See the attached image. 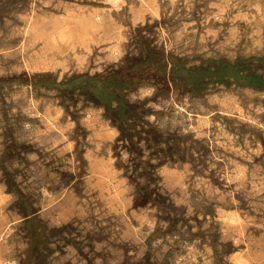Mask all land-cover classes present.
Listing matches in <instances>:
<instances>
[{
  "label": "rangeland",
  "instance_id": "obj_1",
  "mask_svg": "<svg viewBox=\"0 0 264 264\" xmlns=\"http://www.w3.org/2000/svg\"><path fill=\"white\" fill-rule=\"evenodd\" d=\"M70 7L98 18V39L91 49L76 43L64 55L49 52L47 57L65 61L55 68L36 66L43 41H32L29 25L63 16ZM138 36L185 56L188 64L260 56L253 67L264 74V0H23L0 17V76L51 72L62 80L73 73L104 72L135 49ZM156 85L145 81L130 97L161 110L149 120L182 135L186 159H168L158 174L162 190L184 208L181 229L197 234L190 239L168 231L148 238L157 207L134 206L135 185L117 166L130 153L124 148L115 155L119 130L103 107L82 95L70 99L57 87L13 82L0 90V154L5 110L11 122L16 116L11 113L20 112L25 119L17 121L14 134L38 148L22 170L27 178L21 173L17 178L34 191L42 221L59 230L49 243L50 264H234V252L248 255L250 264H264V90L239 85L234 77L211 82L198 95L172 83L155 96ZM0 199V264H23L24 217L1 179ZM66 223L73 240L67 244L58 240L66 238ZM159 224L165 228L167 220ZM87 233L93 236L90 244Z\"/></svg>",
  "mask_w": 264,
  "mask_h": 264
},
{
  "label": "trees",
  "instance_id": "obj_2",
  "mask_svg": "<svg viewBox=\"0 0 264 264\" xmlns=\"http://www.w3.org/2000/svg\"><path fill=\"white\" fill-rule=\"evenodd\" d=\"M21 1L23 0H0V17L9 7ZM142 38L143 36H138L135 49L126 53L120 61L110 64L104 72L73 73L58 80L51 72L29 74L23 71L0 76V90L5 85L11 88L13 82L30 83L34 87H57L70 99L74 95H82L103 107L104 116L119 130L113 145L115 155H120L124 148L130 153L127 162L119 160L117 166L124 169L129 182L135 185L134 206L157 207V223L148 238L168 231L180 234L181 238L190 239L197 234L188 228L187 235L181 229L180 225L185 222L184 208L174 204L167 189L162 190L161 177L158 174V168L168 159H186L180 141L182 135H179L177 130L171 131L151 122L148 116L162 111L151 106L145 107L144 100H132L130 95L137 91L143 82L151 80L157 83L155 96L168 92L172 83L184 85L188 91L198 95L211 82L227 81L230 77H234L239 85L264 90V74L253 67L254 61L260 60L261 57L239 55L234 60L226 57H208L202 58L199 63L188 64L185 56L166 51L164 46ZM61 102L69 108L66 99ZM74 102L76 98L73 99ZM4 115L6 127L4 146L0 154V179L5 183L6 190L15 194L13 204L24 217L22 229L26 230L24 236L27 237L28 245L21 260L23 264H50L54 249L49 243L53 241V236L58 235L59 230L49 228L42 221L38 215L39 208L35 204L37 198L34 191L29 190L26 184L23 185L24 179L18 181L17 178L19 173L27 178L22 170L30 164L28 154L38 151V148L28 140H19L14 134L17 121L25 119L20 112L11 113L12 116L16 115L13 122L9 121L7 110ZM145 147L150 148L147 156ZM20 163L24 164L22 168ZM161 218L167 220L165 228L159 224ZM62 228H66V238L60 236L58 240H64L66 244L72 243V238L67 234L72 233L70 223H66ZM86 237L87 243L90 244L93 236L87 233Z\"/></svg>",
  "mask_w": 264,
  "mask_h": 264
},
{
  "label": "bare ground",
  "instance_id": "obj_3",
  "mask_svg": "<svg viewBox=\"0 0 264 264\" xmlns=\"http://www.w3.org/2000/svg\"><path fill=\"white\" fill-rule=\"evenodd\" d=\"M142 5V4H141ZM144 6V5H142ZM141 6V8H142ZM157 6V5H156ZM84 7V6H83ZM152 7V6H151ZM80 8V7H79ZM85 8V7H84ZM93 8V7H92ZM97 8V7H96ZM100 8V7H99ZM99 8L97 10H99ZM145 8V7H144ZM147 8V7H146ZM155 9V5L153 7ZM152 8V9H153ZM72 8H68L66 11V14L63 16H58L56 14L55 17L50 18L49 20H36L33 23H31L29 32L31 35L32 41L42 40L43 41V50L40 52V56L42 58H39L37 62L35 63L36 66H41L47 69V67L55 66L56 64H61L62 62L58 59L53 57H47L49 52H61L63 54V51L66 50L67 47H70V49H74L76 47V43L83 45L87 48L90 47L91 41L95 40L96 32H98L99 28L101 27L97 19H95V15L91 14H85L82 11L78 12L76 10H71ZM101 9V8H100ZM88 10V9H87ZM95 10V9H94ZM93 10V11H94ZM137 10V9H136ZM141 10V9H140ZM145 10V9H144ZM158 12V9H156ZM155 11V10H154ZM153 11V12H154ZM138 12V11H137ZM143 12V11H142ZM89 13V10H88ZM97 14V13H96ZM136 11L134 10L133 17H138L136 15ZM140 14V13H139ZM158 14V13H157ZM156 14V15H157ZM99 15V14H98ZM142 17V16H141ZM43 18V17H42ZM100 18V17H99ZM138 19V18H137ZM136 20V19H135ZM31 22V21H30ZM26 29V28H25ZM28 31V26H27ZM26 31V32H27ZM119 31V30H118ZM121 32V31H120ZM99 34V33H98ZM122 35V33H120ZM29 35V36H30ZM97 36V35H96ZM99 36V35H98ZM118 36V35H117ZM123 36V35H122ZM29 38V37H28ZM98 39V38H97ZM28 41V40H27ZM118 41V40H117ZM119 42V41H118ZM31 43V42H28ZM36 43V42H35ZM117 44V43H116ZM115 44V45H116ZM34 46V45H33ZM42 47V46H41ZM80 47V46H79ZM116 48V46H114ZM77 48V47H76ZM75 48V49H76ZM80 49V48H79ZM91 49V47H90ZM89 50V49H88ZM40 51V50H39ZM73 51V50H72ZM90 51V50H89ZM118 51V50H117ZM65 52V51H64ZM68 52V51H67ZM70 52V51H69ZM75 52V51H74ZM112 52V51H111ZM116 52V51H115ZM51 53V54H52ZM88 54V51H86ZM120 53V52H119ZM38 54V53H37ZM55 54V53H54ZM60 54V53H59ZM83 54V53H82ZM113 54V53H112ZM56 55V54H55ZM64 55V54H63ZM86 55V54H85ZM117 55V53H116ZM60 56V55H58ZM66 56V55H65ZM74 56V55H73ZM76 56V55H75ZM84 56V60H85ZM113 57V56H112ZM36 58V57H35ZM57 61H56V60ZM68 59V58H67ZM63 60H65L63 58ZM83 60V61H84ZM31 61V60H30ZM82 61V60H81ZM82 61V62H83ZM65 62V61H64ZM63 62V64H64ZM80 62V60H79ZM81 65V62L79 63ZM78 64V65H79ZM32 65V64H31ZM53 66V67H54ZM58 66V65H57ZM56 66V67H57ZM62 66V65H61ZM40 67V68H41ZM65 67V65H64ZM55 68V67H54ZM37 69V68H36ZM235 107V106H234ZM236 109V108H235ZM241 108H238V110ZM94 161V160H93ZM92 161V162H93ZM103 164V163H102ZM93 165V164H92ZM100 165V164H99ZM103 165L100 166V168ZM165 166V165H164ZM163 166V167H164ZM106 169V168H105ZM165 169V168H164ZM163 169V170H164ZM103 170V169H102ZM167 170V169H166ZM104 171V170H103ZM109 171V170H108ZM107 171V172H108ZM116 194V193H115ZM116 196V195H115ZM114 197V196H113ZM1 200V199H0ZM3 200V198H2ZM1 203V202H0ZM223 212V211H222ZM223 214V213H222ZM254 252V251H253ZM243 253V252H242ZM241 252H234L230 257L234 264H250V259L248 258V255H243ZM251 253V251H250ZM255 253V252H254ZM262 253V252H261ZM231 254V253H230ZM246 254V252H245ZM258 255V254H256ZM261 255V254H259ZM253 256V254H252ZM255 256V255H254ZM260 257V256H257ZM252 258V257H251ZM257 260V258H254ZM261 260V259H260ZM252 261V260H251ZM258 262V261H257ZM256 264V263H255Z\"/></svg>",
  "mask_w": 264,
  "mask_h": 264
},
{
  "label": "crops",
  "instance_id": "obj_4",
  "mask_svg": "<svg viewBox=\"0 0 264 264\" xmlns=\"http://www.w3.org/2000/svg\"><path fill=\"white\" fill-rule=\"evenodd\" d=\"M57 135V137H60V134H56ZM67 141V140H66Z\"/></svg>",
  "mask_w": 264,
  "mask_h": 264
}]
</instances>
